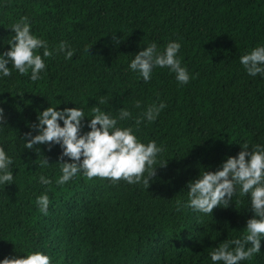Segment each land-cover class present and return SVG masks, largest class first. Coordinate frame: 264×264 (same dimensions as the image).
I'll list each match as a JSON object with an SVG mask.
<instances>
[{
	"label": "trees",
	"instance_id": "trees-1",
	"mask_svg": "<svg viewBox=\"0 0 264 264\" xmlns=\"http://www.w3.org/2000/svg\"><path fill=\"white\" fill-rule=\"evenodd\" d=\"M22 16L50 49L64 40L75 51L70 60L47 58L37 81L29 79L30 69L23 76L10 69L0 80L6 118L0 147L12 157L14 174L12 184L0 186V259L39 250L51 264H211V247L239 236L251 218L247 196L207 215L177 212L174 204L186 199L181 191L201 170L216 171L241 144L264 145V78L249 76L239 62L264 44V0H0V52L10 47V27ZM170 40L181 44L189 82L178 85L159 67L147 83L137 79L127 67L134 54ZM137 100L141 109L166 105L155 121L134 129L142 142L164 149L157 161L166 164L148 188L80 174L57 185L59 145H38L39 157L23 149L20 139L49 106L82 107L89 117L93 107L113 115L125 107L135 117ZM132 125L134 119L118 122ZM43 155L49 165L39 167ZM42 174L52 182L40 184ZM45 192L46 215L35 204ZM260 251L241 264H264V239Z\"/></svg>",
	"mask_w": 264,
	"mask_h": 264
},
{
	"label": "clouds",
	"instance_id": "clouds-1",
	"mask_svg": "<svg viewBox=\"0 0 264 264\" xmlns=\"http://www.w3.org/2000/svg\"><path fill=\"white\" fill-rule=\"evenodd\" d=\"M10 29L12 34L7 42L10 47L0 52V80L11 76L10 69L22 76L30 69L29 79L37 81L46 68L47 58L63 54L65 60H70L74 55L75 49L64 40L50 49L46 40L31 31L27 17H20ZM113 40L119 43L115 34ZM180 48L181 44L175 40L168 41L162 49L155 42L149 43L134 54L127 67L136 74L137 79L142 78L145 83L152 78L154 68H167L174 74L178 85H185L190 80V74L181 65L178 56ZM89 49L86 51L89 52ZM37 50H42V54ZM239 62L249 76L264 78V44L241 55ZM104 103L103 98L98 100V104ZM134 107L141 109V102L135 101ZM165 107L163 101L158 104L153 102L133 117L125 107L117 109L113 115L97 106L92 108L89 117L82 107L60 110L49 106L38 112L36 122L29 126L31 130L20 140L23 141V149L34 150L38 157L42 154L38 145H47L49 150L59 145L61 152L56 164L60 174L55 180L57 185H64L80 174L89 180L94 177L107 178L113 184L123 180L148 188L150 180L156 176L157 167L166 164L157 161V156L164 149L155 140L142 142L134 129L138 130L142 122L147 124L155 121ZM85 117L90 118L86 125ZM129 119H134V125L118 126V122ZM5 126L4 109L0 107V129ZM85 126L88 131H82ZM33 132L36 134L33 135ZM241 147L242 151L236 156L227 157L216 171L201 170L197 178L186 184L187 190L181 191L186 193V199L175 200L177 212L189 209L193 213L207 215L212 214L217 206L228 207L234 196H247L251 218L247 219L239 236L211 247L208 253L211 264H241L261 253V240L264 239V145L253 144L250 149L244 143ZM43 157L39 167L49 165L47 158ZM12 165V157L0 147V186L14 182ZM51 182L47 176H39L40 184L48 185ZM35 204L39 212L46 215L49 206L47 193L36 196ZM20 253L24 255L7 256L0 259V264H51L50 256L42 251Z\"/></svg>",
	"mask_w": 264,
	"mask_h": 264
}]
</instances>
